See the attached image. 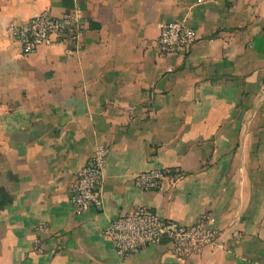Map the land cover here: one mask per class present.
Here are the masks:
<instances>
[{
	"label": "crops",
	"instance_id": "1",
	"mask_svg": "<svg viewBox=\"0 0 264 264\" xmlns=\"http://www.w3.org/2000/svg\"><path fill=\"white\" fill-rule=\"evenodd\" d=\"M71 10L76 48L25 55L10 35ZM169 20L196 30L183 56L158 52ZM100 145L101 205L74 214L69 184ZM154 167L174 185L135 190ZM140 205L182 226L206 212L216 242L120 260L103 230ZM0 264H264V0H0Z\"/></svg>",
	"mask_w": 264,
	"mask_h": 264
},
{
	"label": "built area",
	"instance_id": "2",
	"mask_svg": "<svg viewBox=\"0 0 264 264\" xmlns=\"http://www.w3.org/2000/svg\"><path fill=\"white\" fill-rule=\"evenodd\" d=\"M11 37L25 55L33 54L40 48L67 45L76 48L82 32V20L77 10L54 16L40 11L23 23H12ZM195 29L180 20L162 23L156 38L158 52L164 56L183 54L196 38ZM107 154L105 146H98L74 174L68 188V200L74 214L83 213L88 207L101 205L100 183ZM176 181L174 170L168 167L151 168L135 173L130 184L136 190H155L172 187ZM122 217L113 218L103 230V236L113 244V251L120 260L129 259L148 246L169 244L170 253L179 260L198 255L204 248L212 247L218 234L212 215L202 212L192 223L182 226L160 217L145 206H136ZM48 228L38 221L33 231ZM36 252L40 249L36 248Z\"/></svg>",
	"mask_w": 264,
	"mask_h": 264
}]
</instances>
